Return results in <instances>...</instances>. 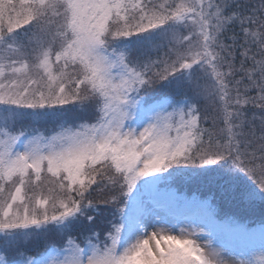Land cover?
Returning a JSON list of instances; mask_svg holds the SVG:
<instances>
[{"label": "snow or ice", "instance_id": "6c2138e0", "mask_svg": "<svg viewBox=\"0 0 264 264\" xmlns=\"http://www.w3.org/2000/svg\"><path fill=\"white\" fill-rule=\"evenodd\" d=\"M69 103L80 123L59 122ZM189 169L264 201V0H0L4 243L113 207L103 239L68 235L15 264H264V223L174 188Z\"/></svg>", "mask_w": 264, "mask_h": 264}, {"label": "trees", "instance_id": "16d2710c", "mask_svg": "<svg viewBox=\"0 0 264 264\" xmlns=\"http://www.w3.org/2000/svg\"><path fill=\"white\" fill-rule=\"evenodd\" d=\"M251 2L258 4L259 0H251ZM229 35H231V33H229ZM153 58L155 59V54H153ZM205 83L207 82L201 80V84ZM185 93L189 96L192 95L187 88L174 91L173 95L179 99ZM64 107L69 109V111L64 114L65 120L59 121L60 123L67 122L68 124H73L81 122V120L75 119L77 114L82 115V110L78 105L74 106L69 103ZM198 107L200 108L202 117H209L207 121L202 120V126L205 128H212L211 118L216 116L213 101L201 98ZM56 124L57 121L55 119H43L38 122H33L34 127L46 134H50L53 128L56 127ZM216 127H222V124L217 122ZM193 171L194 170L192 169L187 170L184 176H181L176 180L173 187L179 189L190 199H206L213 203L220 217L234 219L239 223L250 226L251 228L258 227L261 223H264V201H261L258 198L255 201H240L234 199L230 195L219 190L215 183L191 175L190 173ZM92 199H98V194L93 193ZM112 211V205L100 204L97 212L94 214V223H90L81 217L80 220L75 222L67 231L60 232L56 230L54 226H49L48 231H29L27 235L22 236L11 244H5L4 235L3 233H0V254L6 259L13 261L14 264L15 261L20 259L19 253H23L24 257H38L50 246H59L62 243V239L68 235H71L74 239H83V237L87 236L90 232L96 231L100 232L101 239H103L104 230L107 228L109 221L113 219Z\"/></svg>", "mask_w": 264, "mask_h": 264}, {"label": "rangeland", "instance_id": "374dc122", "mask_svg": "<svg viewBox=\"0 0 264 264\" xmlns=\"http://www.w3.org/2000/svg\"><path fill=\"white\" fill-rule=\"evenodd\" d=\"M254 229H257V234H258V227H253ZM0 257H3L1 254H0ZM15 264V263H14Z\"/></svg>", "mask_w": 264, "mask_h": 264}]
</instances>
